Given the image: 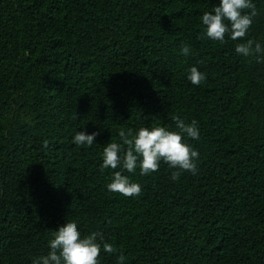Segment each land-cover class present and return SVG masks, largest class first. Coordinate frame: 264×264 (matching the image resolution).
Instances as JSON below:
<instances>
[{
	"label": "trees",
	"instance_id": "obj_1",
	"mask_svg": "<svg viewBox=\"0 0 264 264\" xmlns=\"http://www.w3.org/2000/svg\"><path fill=\"white\" fill-rule=\"evenodd\" d=\"M217 0H0V264H31L75 219L111 243L99 264H264V52L211 41ZM245 37L264 46V0ZM242 11H249L243 9ZM186 45L187 53L181 51ZM199 62V63H197ZM196 64L199 84L185 79ZM195 119L197 173L165 162L109 192L118 129ZM77 130L96 131L76 146Z\"/></svg>",
	"mask_w": 264,
	"mask_h": 264
},
{
	"label": "clouds",
	"instance_id": "obj_2",
	"mask_svg": "<svg viewBox=\"0 0 264 264\" xmlns=\"http://www.w3.org/2000/svg\"><path fill=\"white\" fill-rule=\"evenodd\" d=\"M248 9L249 11H242ZM256 14L254 0H217L211 5L209 11L200 14L201 34L211 41H225V33L235 42L234 52L248 57L253 53L256 59H261L264 46L260 41L252 39L237 40L246 36L252 17ZM181 51H189L186 45ZM199 63V62H197ZM185 79L192 84H199L205 79V74L198 69L196 64L186 69ZM175 122L174 129L167 125L139 126L134 132L131 128L118 129L119 142L110 140L103 144L101 170L105 168L118 169L111 172V179L106 182L109 192H117L124 196H135L140 193L141 185L132 180L124 172L133 173L137 166L141 176L156 171L161 162H165L170 171V179L177 180L181 171L195 175L198 171V150L188 143L187 138L198 139L200 129L197 121L192 119L186 122L177 116H172ZM96 131L86 132L77 130L72 136L76 146L92 145ZM48 251L31 260V264H99L98 254L112 252L111 243L104 239L102 233L91 231L82 234L78 230L75 219H66L55 230H51V238L47 241ZM117 264H123V253L116 256Z\"/></svg>",
	"mask_w": 264,
	"mask_h": 264
}]
</instances>
